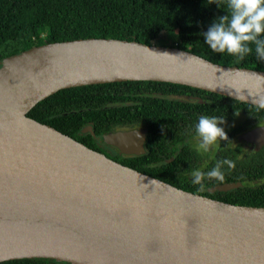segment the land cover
Returning a JSON list of instances; mask_svg holds the SVG:
<instances>
[{"label": "water", "instance_id": "obj_1", "mask_svg": "<svg viewBox=\"0 0 264 264\" xmlns=\"http://www.w3.org/2000/svg\"><path fill=\"white\" fill-rule=\"evenodd\" d=\"M252 73L264 70L220 65L178 47L117 38L43 43L1 58L0 262L264 264V207L177 188L27 116L61 89L124 81L186 85L254 105L248 94L255 87ZM143 96L212 103L184 95ZM131 103L109 102L103 108ZM86 128L92 132V125ZM146 135V127L141 133L114 131L105 141L124 156H139L146 152ZM233 140L259 147L264 128Z\"/></svg>", "mask_w": 264, "mask_h": 264}, {"label": "trees", "instance_id": "obj_2", "mask_svg": "<svg viewBox=\"0 0 264 264\" xmlns=\"http://www.w3.org/2000/svg\"><path fill=\"white\" fill-rule=\"evenodd\" d=\"M226 12L225 0H0V59L43 43L80 38H117L151 44L157 43L160 34L165 32L176 35L169 43H160L161 45L195 52L220 65L264 70V62L257 61L254 51L239 59L226 53H215L204 43L203 32L213 19ZM146 93L192 94L215 100L216 103L189 104L143 96ZM122 101H132L135 104L103 108L106 103ZM228 107L256 108L186 85L124 81L61 89L38 102L27 116L48 124L95 150V147L82 141L77 135L78 130L86 123H92L94 132L98 135L105 127L140 122L148 126L149 140L161 143L165 139L164 128L171 130V133L179 132L174 135L177 138L186 137L195 133L194 126L201 116L199 113L220 116ZM82 108L87 110L59 115L63 111ZM230 151L232 149L227 148L222 153ZM263 151L264 147L246 162L239 161L236 156L229 158L235 166L231 169L227 165L222 166L223 181L205 178L202 181L203 187L193 184L192 178L188 179L185 174H166L168 171H180L177 159H181L183 153L172 163L155 168L145 165L150 161L160 160L158 156L150 157L147 154L139 162L138 158L131 159V162L117 160L125 166L192 193L236 205L264 207V183L258 186L244 184L228 192L200 191L210 184L242 183L250 175L260 177L264 172V157L260 156ZM217 157L221 161L227 156L220 154ZM214 166L215 163L209 164L204 171H209ZM0 264L67 263L30 258Z\"/></svg>", "mask_w": 264, "mask_h": 264}, {"label": "flooded vegetation", "instance_id": "obj_3", "mask_svg": "<svg viewBox=\"0 0 264 264\" xmlns=\"http://www.w3.org/2000/svg\"><path fill=\"white\" fill-rule=\"evenodd\" d=\"M173 95H184V96L202 98L199 96H194L192 94L189 95L173 94ZM202 99H206V98H202ZM211 101L212 103L210 104L212 105L216 103L215 100H211ZM122 102H132V101H122ZM134 104L135 103H131L130 105H134ZM189 104H195V103H189ZM199 115L202 116L203 114L199 113ZM204 115L217 116L212 114H204ZM220 116L223 117L225 116L224 117L225 123L222 125V127L224 128L227 134V140L218 141L216 145L210 148L208 153L196 152L195 146L198 142V138L196 137L195 133L186 137L177 138L174 135H176L179 132L175 131L171 133V130L168 131V128H164L165 139L163 140V142L160 143L159 141L156 140H149L148 126L140 122L118 124L114 126L105 127L104 131L98 135H96L94 132V125L92 123H86L82 125V127L78 130L77 135L81 138L82 141L88 143L92 147H95L96 151L103 153L106 157L120 164L122 163L119 162L118 160H123V161L127 160L131 162V159L133 158L134 159L138 158V162H139L141 157L148 154L150 157L158 156L161 158L160 160L150 161L145 165L150 168H155L161 165H167L172 163L177 159V157H179L181 153H183L181 159L179 160L177 159L178 162L177 164L180 165V171L178 172L168 171L166 172V174L182 173V175L185 174L187 178L190 179L192 178L190 174L193 170L199 169L204 171L209 164H214V163L216 164L218 162L217 156L220 154L221 156H225V157L227 156L225 159H229L233 156H236V158H238L239 161L245 160L246 162L247 159H249L251 156H255L259 152V150H261L264 147V143H262L259 147H253V145L248 146L245 143L236 144L233 142L234 141L233 138L240 133L250 132L253 134L261 131V129L264 128V111L262 110L257 111L256 108L253 109V108H242V107L239 108L228 107L223 114L222 113L220 114ZM89 125H92V132H90L89 128H86ZM145 127L147 128V135H146L147 140L144 141V149L146 150L145 154L139 156H124L121 154L122 152L118 147H115L105 141L107 137H109L108 135L110 133H114V131L119 132V134L121 133L125 134L137 130L139 133H141ZM83 129H85L87 133H81V130ZM177 145H179V147H177ZM227 148L232 149V151L227 153H222L223 151L227 150ZM260 154H261L260 156L264 157V151L260 152ZM261 164L263 165V162H261ZM255 165L257 164L255 163ZM241 182L242 183L227 182L221 184H210L206 186L204 189H200V191L202 192L206 191L209 193L226 192V191H217V190L211 191L210 189L214 188V186L230 184V183L238 184L237 186L232 187L230 190L235 189L236 187L244 184L248 186H258L264 183V172L263 174L260 175V177H255L253 175H250V177H248L247 179ZM230 190H227V192Z\"/></svg>", "mask_w": 264, "mask_h": 264}, {"label": "clouds", "instance_id": "obj_4", "mask_svg": "<svg viewBox=\"0 0 264 264\" xmlns=\"http://www.w3.org/2000/svg\"><path fill=\"white\" fill-rule=\"evenodd\" d=\"M227 12L213 19L203 32L204 43L215 53H226L243 59L254 51L257 61L264 62V0H225ZM184 55V53L178 56ZM255 87L248 92L256 110H264V74L252 73ZM231 95V93H230ZM237 95V93H236ZM240 99H246L239 95ZM224 117L202 115L194 126L198 142L195 150L208 153L218 141L227 140L222 127ZM179 147V145H177ZM233 168L234 162L228 159L218 161L209 171L196 169L191 172L192 183L203 187L205 178L223 181L222 166Z\"/></svg>", "mask_w": 264, "mask_h": 264}, {"label": "rangeland", "instance_id": "obj_5", "mask_svg": "<svg viewBox=\"0 0 264 264\" xmlns=\"http://www.w3.org/2000/svg\"><path fill=\"white\" fill-rule=\"evenodd\" d=\"M174 34L175 33H171V34H167L165 32L161 33L159 38H158V41H156L157 43H155V44H160V43L167 44V43H169L173 39Z\"/></svg>", "mask_w": 264, "mask_h": 264}]
</instances>
